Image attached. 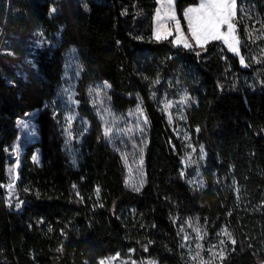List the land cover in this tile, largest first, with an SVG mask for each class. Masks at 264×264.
<instances>
[{
	"label": "trees",
	"instance_id": "16d2710c",
	"mask_svg": "<svg viewBox=\"0 0 264 264\" xmlns=\"http://www.w3.org/2000/svg\"><path fill=\"white\" fill-rule=\"evenodd\" d=\"M196 3L175 2L185 32L184 10ZM237 7L234 55L219 41L186 50L171 37L155 40L156 0H0V36L11 53L0 56V264H99L115 255L190 264L183 229L208 240L219 230L231 234L235 244L226 236L217 264H264V59L252 55L241 22V9H251L264 23V0ZM40 34L55 45L34 49ZM69 50L81 66L78 109L90 126L76 166L56 114ZM96 84L116 116L140 105L147 118L138 192L88 104L87 86ZM183 89L190 100L182 125L203 152L201 190L181 174V122L170 125L161 108L163 94ZM32 112L39 140L22 155L17 185L25 201L15 213L4 195L6 152L17 121Z\"/></svg>",
	"mask_w": 264,
	"mask_h": 264
},
{
	"label": "rangeland",
	"instance_id": "374dc122",
	"mask_svg": "<svg viewBox=\"0 0 264 264\" xmlns=\"http://www.w3.org/2000/svg\"><path fill=\"white\" fill-rule=\"evenodd\" d=\"M175 2L176 0H171V5L169 6L168 0H156V9L153 18V37L155 40H157L155 38V33L159 30L162 36L166 35V38L157 41L171 37L173 46L182 47L186 50H191L196 47L202 48L212 41H219L230 53L238 55L230 51L222 40H211L203 44L202 47L196 45L195 40L192 39L188 18L185 16V12L189 8L198 7L201 0H197L195 5L188 6L184 10L183 14L187 32L183 30L177 18ZM173 14L175 17L174 19L172 18ZM241 14L245 39L254 44L252 55L264 59V51H262L264 50V35H261V33H264V28H261L260 21L254 18L251 9H246V11L241 9ZM222 31L226 32L227 27L224 26ZM37 34H39V32ZM178 36L182 38V42L174 43ZM53 38L54 37L40 34L39 37H36V40H34L33 48L40 49L54 46L55 43ZM55 39H57V37H55ZM184 42L190 44L191 47H184ZM239 46L240 42L238 47ZM8 54L11 53L6 47L5 39L3 40L0 36V56H6ZM29 61L30 60H23V64L27 65ZM21 67V65L18 67L21 70L19 73L24 76ZM80 68L81 66L75 51L69 50L65 62L63 83L57 94L56 107V114L58 113L60 116L59 124L63 135V150L69 162L74 166L77 165L76 159L79 152V145L90 130L87 119L80 114L78 109L79 101L77 100V87ZM189 100V95L184 89L178 91L176 95L171 97H167L163 94L161 108L170 125L176 122L178 123V121L181 122V128L179 126L178 133L181 135L183 142H185L186 149L181 163V174L183 173L182 176L189 186L201 190L204 183L200 174V169L196 166L203 160V152L201 150H196V146L193 144L190 134L186 133L182 125V114L186 107L189 106ZM87 101L101 125L104 140L115 149L123 159L127 185L131 187L130 185L134 184L138 187L142 182L143 160L141 163V158H143L146 143V123H144L145 116L141 106L138 105L133 110L127 111L124 116H116L109 107L104 92L99 84L87 86ZM168 103H170L171 106L167 108V110H164L165 104ZM36 116L37 113L32 112L17 121V139L6 152V183L4 185V195L7 208L9 211L15 213L21 212L25 201L17 185L22 155L24 149L29 144L39 140L38 126L35 120ZM106 129H110L108 136L104 135ZM39 159L40 152L39 149H36L33 155V161L38 164ZM235 193H237V190ZM17 204H19V207H16ZM224 232L223 230H219L215 233V240H208L201 232L193 235L194 233L192 230L188 231L187 229H183V248L190 264H217L221 260L218 255L222 246L220 241H225L226 238V235L223 234ZM185 237H187V239H185ZM198 245H201V247H198ZM101 261H105L106 264H139V262L132 257L122 258L118 255L107 257ZM101 261H99V264H101ZM144 264H157V262L153 259H146Z\"/></svg>",
	"mask_w": 264,
	"mask_h": 264
},
{
	"label": "snow or ice",
	"instance_id": "6c2138e0",
	"mask_svg": "<svg viewBox=\"0 0 264 264\" xmlns=\"http://www.w3.org/2000/svg\"><path fill=\"white\" fill-rule=\"evenodd\" d=\"M169 6L171 5V0H168ZM55 11V9H53ZM237 12V0H201L198 7L189 8L185 12V16L188 18L189 28L191 31L192 39L195 40L196 45L203 46V44L211 41V40H222L227 48L239 54V38L235 34L236 27L234 24V20L236 18ZM174 19V14L172 15ZM159 19V13H158ZM226 26L227 31L223 32L222 28ZM261 28H264V23H261ZM264 35V33H261ZM155 38L157 40L166 38V35L162 36L159 30L155 33ZM182 42L181 37H177V40L174 43ZM184 47H191L190 44L184 42ZM264 51V50H262ZM241 64H244V59L241 57ZM159 81L157 80L156 83ZM105 88L110 87V85L105 82ZM171 106L170 103L165 104L164 110H167ZM171 121V118H170ZM144 123H147V118H145ZM198 130V129H197ZM110 129H106L104 132L105 136H108ZM203 158V157H202ZM142 163V158H141ZM183 175V173H182ZM133 191H140V188L136 185H130ZM142 186V182H141ZM99 191V190H97ZM19 207V204L16 205ZM197 233H199V229H196ZM228 237L232 244H235V240L232 239L231 234L226 231L223 233ZM187 239V237H185ZM202 239V237H201ZM225 242L223 240L220 241V244L223 245ZM201 247V245H198ZM218 255L220 259L223 260L224 252L221 250ZM101 264H106L105 261H101Z\"/></svg>",
	"mask_w": 264,
	"mask_h": 264
}]
</instances>
